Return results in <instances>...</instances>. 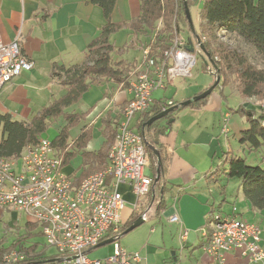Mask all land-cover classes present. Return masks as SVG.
<instances>
[{
  "label": "trees",
  "instance_id": "16d2710c",
  "mask_svg": "<svg viewBox=\"0 0 264 264\" xmlns=\"http://www.w3.org/2000/svg\"><path fill=\"white\" fill-rule=\"evenodd\" d=\"M118 2L119 0H91L93 5L102 10L106 21L99 37L89 45L83 63L70 67L57 64L53 66L52 78L66 89L64 96L54 99L29 120L18 121L9 114L0 115V158L9 160L19 158L27 146L38 144L50 124L63 119L65 126L61 127L58 136L52 141V145L58 151V155L63 161V167L69 165L74 160L77 151L86 148L87 143L92 138L93 129L84 126L81 135L72 144L70 140L71 130L85 122L90 113H69L67 109L79 103L92 86H99L103 82L113 83L126 89L131 81L129 73L136 66V63L131 66L132 63L121 60V56L124 55L127 48L117 49L111 42V38L124 29L131 31L136 36L150 33L151 41L147 45L149 52L144 59L145 62L149 59L163 60L164 54L171 48L176 36L182 34L185 29L193 33L185 13V3H188L192 15V9L197 6L199 1L139 0V16L129 22L116 23L112 19ZM198 19L199 27L196 28L194 24V35H191V38L186 39V41L188 46H191L197 43V37L201 40L209 55L205 62L207 72H210L215 79L217 76L221 77V82L213 93L220 90L224 96L223 90L232 85L244 103L251 100H254L258 105L263 103L264 0H209L199 7ZM220 29L227 32L226 37L229 42H219ZM116 55H120V57L115 58ZM210 60L213 61L214 65H211ZM208 100L209 97L188 107H179L168 117L147 126L144 134L143 127L151 118L179 103L166 98L159 101L152 100L149 109L140 113L136 118L135 131L157 150L162 160L160 179L155 184L158 157L155 151L146 146L151 161L149 169L152 174L153 186L155 184L154 191L157 203L154 205V216L156 217H160L167 208L165 184L167 165L171 160L167 146L163 144L161 139L171 133L172 125L181 111L186 108L200 107L206 104ZM228 109L232 114L245 119L248 124V128L241 132L240 142L247 145L251 153L264 151V110L254 107L247 108L244 105L236 109L231 107ZM120 120L121 115L112 118L110 114L107 119L103 120L105 127H103L102 133L106 138V143L96 153L83 152L81 164L83 171L80 178L75 182L76 185H79L91 174L103 171L107 167L110 145L114 143ZM222 164L224 165L223 169L218 167L207 178H218L225 175L227 178L239 179L241 181L240 188L249 201L252 210L263 211L264 168L249 165L245 158L234 154L232 151L224 153ZM149 195H151L152 201L153 189ZM150 213H148L146 220L152 218L153 214ZM212 213H209L207 222ZM143 215L144 212L134 213L129 223L121 225L119 232L114 237L118 239L128 227ZM27 227L34 230L38 228V225L28 223ZM38 236L43 237L41 232ZM109 238L111 236L107 239ZM5 242L4 240L0 241V259L6 253L14 250L26 255V261L21 264H33L57 256L49 257L46 246L38 241L26 246L24 245L26 240L19 238L9 248H5Z\"/></svg>",
  "mask_w": 264,
  "mask_h": 264
},
{
  "label": "built area",
  "instance_id": "2783aa9c",
  "mask_svg": "<svg viewBox=\"0 0 264 264\" xmlns=\"http://www.w3.org/2000/svg\"><path fill=\"white\" fill-rule=\"evenodd\" d=\"M197 1L203 4L209 0ZM222 31L225 30L220 29L219 37ZM191 46L194 52H201L198 43ZM188 47L181 35L176 36L163 60L145 61L144 69L130 81L131 98L123 110L109 151V164L103 171L76 185L65 173L52 141L44 136L38 144L27 146L19 158H0V212H21L28 223L40 227L46 248H56L55 258H62L47 264H103L87 254L119 232L126 206L122 186H127L135 196L134 209L138 208L139 199L150 194L153 179L147 170L151 161L145 138L135 131L134 123L140 113L149 109L154 91L166 89L178 77L191 76L197 58ZM148 52L147 49L145 57ZM33 67L34 63L22 55L17 40L5 44L0 39V89ZM149 211L143 215L145 220ZM169 221L181 223L177 213ZM204 235L208 238L205 251L211 264H232L228 261L229 253H234L242 264H264V236L257 224L219 212L211 215ZM187 236L184 233L182 239L187 240ZM26 258L24 253L14 250L6 253L0 264H21ZM142 260L140 253H127L115 242V254L107 263L140 264Z\"/></svg>",
  "mask_w": 264,
  "mask_h": 264
},
{
  "label": "crops",
  "instance_id": "0c3cea01",
  "mask_svg": "<svg viewBox=\"0 0 264 264\" xmlns=\"http://www.w3.org/2000/svg\"><path fill=\"white\" fill-rule=\"evenodd\" d=\"M139 14V0H119L112 20L116 23L129 22L137 18ZM105 23L106 21L102 10L98 6L93 5L91 0H0V39L5 44L17 40L22 55L34 63V67L30 71H23L19 76L15 77L11 82L0 89V115L9 114L13 119L18 121L29 120L40 110L49 105L54 99L64 96L66 94V89L63 88L57 80L52 78L53 66L57 64L70 67L83 63L89 45L99 37ZM118 36L123 37L120 38ZM113 38H116V41L114 39L112 42ZM150 41V33L136 36L126 29L111 38V42L117 49L127 48L124 55L121 56V60L132 63L131 66L136 63L135 70L132 69L129 73L131 75V80L144 69L145 51H147V45ZM130 49L142 50L144 57L143 61L137 60V58H127V52ZM118 57H120V55L115 56V58ZM174 81H176V79ZM211 86L212 84L210 82H204L196 91L182 96L183 98H181L180 101H187ZM106 87H108V89L102 94H99L96 101L89 105L85 103L86 110L80 113L72 110L74 106L86 100L91 92L97 88L103 89ZM211 96L212 97L206 104L200 107L186 108L181 111L172 125L171 133L161 139L163 144L167 146L168 155H170L171 158L167 165L166 173L165 185L167 191L171 190L169 187L173 181L183 177L185 173H191L195 170L189 162L177 155L178 151L184 150V148L189 149L190 144L183 140L178 133H174L173 126L175 124L180 122L188 131L199 127V122L202 121L209 112L213 114L219 112L222 115L224 114L223 118L225 117L227 120L225 121L228 124V128L224 129L225 133L227 130L231 131L233 129L235 135L240 138L241 132L248 128L245 119L241 118L239 115L232 114L229 109H223L221 101L223 98L225 99L227 97H224L220 91L213 93ZM130 98L131 94L128 91V87L123 89L122 86L103 82L99 86H92L79 103L67 109L69 113H90L85 122H82L71 130L70 140L72 144L81 135L84 126L93 129L92 138L87 143L86 148L77 151L73 160H79L78 165H74L72 161L69 165L64 167L65 173H67L74 182L80 178L83 171L81 167L83 152L96 153L106 143V138L102 133L103 127H105L103 120L107 119L109 114L112 118H116L117 115H121L122 117L127 100ZM168 99L178 102L174 100L173 97ZM252 102H254V100L246 103L243 101L239 106L244 105L247 108H251ZM255 105L258 104L254 103V108ZM60 120L64 122L63 119L57 121L60 122ZM134 125H136V121ZM96 131L100 134V137H98V135L96 136ZM211 135L214 137L209 130L204 129L199 132L198 137L203 136L208 141V137ZM112 145H110V149ZM202 147L209 150L207 142L203 143ZM147 173L152 175L150 169L147 170ZM207 177L208 174H206L205 178ZM152 189V201L151 195L143 198V208H149L151 210V215L153 214L151 219L156 221L157 227L151 230L144 244L134 246L132 242L125 241V249H128L129 253H140L143 258L140 264H143L144 261H146V264L178 263L180 261L178 250L172 247L175 257L174 259L172 257L169 259L168 256H166L167 246L165 243V226L166 224L172 225L169 221V217L177 213L181 223L173 225H177L175 228L180 232L183 249H186L187 244L191 243V257H193L194 264H211L210 256L205 251L208 238L205 237L204 233L207 228V205L210 203L214 206L213 202H210V200L204 201L202 195L197 197L194 196V198L198 200L201 199V203L198 207L201 215L196 219L191 216L190 209L188 210V207L183 206L185 200V197H183L184 195L182 198L180 197L182 208H179V210L169 205L166 199L167 208L161 213L160 217H156L154 216V205H156L157 201L155 200L154 188ZM121 193L126 203L130 206L133 205L132 211L127 216L124 217L122 214L121 225H125L129 223L134 213H141V211L134 209L136 198L127 186H122ZM180 194L181 191L178 192V195ZM204 203L207 204L203 207L202 205H204ZM211 205L210 207H212ZM235 214L244 221L259 225L262 229V236H264V210L253 211L249 201L244 199L242 206H235ZM199 229L201 230V234ZM197 230L199 231L197 232ZM184 233L188 234L187 240L182 239ZM124 236H122V238ZM261 245L264 247V243ZM140 250L144 251L145 254L143 255ZM91 251L93 250H89L88 253ZM228 261L232 264H242L234 253L228 254Z\"/></svg>",
  "mask_w": 264,
  "mask_h": 264
},
{
  "label": "rangeland",
  "instance_id": "374dc122",
  "mask_svg": "<svg viewBox=\"0 0 264 264\" xmlns=\"http://www.w3.org/2000/svg\"><path fill=\"white\" fill-rule=\"evenodd\" d=\"M200 6L201 3L199 2L197 6L192 9L191 17L193 26L195 24L196 28L199 27L198 9ZM221 34L223 35L218 38L219 42H229L228 38L226 37L227 32L222 31ZM180 35L186 40L191 38V35L194 34L185 29V31ZM118 37L121 38L123 36ZM116 38H113L112 42L114 39L116 41ZM127 54V58L129 59L137 58V60L143 61L144 57L142 50L130 49ZM194 56L197 58V63L191 73V76L178 77L176 78V81L169 84L166 89L154 91L152 97L153 100L159 101L161 99L173 97L174 100L181 102L180 100L183 98L182 96L196 91L204 82H210L212 85H214L216 81L215 77L206 70L207 67L205 62L207 57L202 51L199 52L197 49L194 52ZM106 89H108V87L103 89L97 88L87 96L86 100L74 106L72 110L79 113L83 112L86 110V104L89 105L96 101L98 95L102 94L104 91H106ZM224 96L227 97L225 99L223 98L221 101L224 110L230 107L236 109L237 106L243 102L232 85L224 89ZM211 97L212 96H209V99ZM254 103L255 102H252L251 107L254 106ZM263 104L264 102L260 103V105H255V108L259 110L261 108L264 110ZM223 116L224 114L222 115L219 112H216L215 114L209 112L208 115L199 122V127L190 129L188 131L180 124V122L173 126L174 133H178L183 140L190 144L189 149L184 148V150L178 151L177 155L189 162L195 168V170H193L191 173H185L183 177L173 181L169 187L171 190L167 191L165 197L168 200L169 205L174 207V209L176 207L179 210V208H182L181 198L184 195L183 197H185V200L183 202V206L188 207V210L190 209L191 216L195 217L196 219H198V217L201 215L200 211L198 210L201 199L198 200L194 198V196L197 197L202 195L204 197V201L210 200V202H213V207H210V203L207 205L208 208L206 211L208 212V215L210 212H213L212 214L219 212L225 215L235 214V206H242L244 199H246L242 189L240 188L241 181L239 179L227 178L225 175H221L218 178H205L206 174L210 176L216 171L218 167L223 169L224 165L222 164V156H224V153L232 151L234 154L245 158L249 165L261 166L264 168V151L251 153L249 152L247 145H244L240 142L239 136L235 135V131L233 129L225 133L224 129L228 128V124L226 123L227 120L225 117L223 118ZM61 126H65V123L62 120H60V122L56 121L50 124L48 130L43 134L44 138L54 141L59 134ZM204 129L209 130L214 135V137L211 135L208 137V141L203 136L198 137L199 132ZM95 134L96 136L98 135V137H100V134L97 131ZM205 142H207L209 150H206L202 147V144ZM78 163L79 160L77 161V159L73 161L74 165H78ZM180 191L181 194L178 195V192ZM206 204L207 203H204L202 206L204 207ZM132 209L133 205L130 206L126 203L125 210L122 213L124 217L127 216L132 211ZM148 209L149 208H143V199H139L137 210L141 211V213L144 212L145 214ZM150 212L151 210L149 213ZM27 225V217L21 212H17L15 210L4 211L3 213L0 212V241H6L5 248H9L19 238L26 240L27 243H24L26 246L36 241L40 242L42 245H45L46 242L44 237L38 236L39 232H41L40 227L38 226L37 229L31 230L27 227ZM176 226L177 225L173 224H166L165 226V243L167 246L166 256H168L169 259L171 257L174 259L175 256L173 255L174 253L172 251L173 247V249L178 250L177 252L180 258V261L174 264H194L195 262L193 257H191L192 244H187L186 249H183L180 239V232L175 228ZM155 227H157L156 221L154 219L147 218L143 225L125 235L123 238L121 237L116 241V243H118L122 249L129 253L128 249H125L124 247L125 241L132 242L134 246L144 244V242L149 237L148 235L150 234L151 230ZM199 230H197V232ZM47 250V255L49 257H52L53 255L56 256L58 253V250L54 247H49ZM140 251L143 255L145 254L144 251ZM114 254L115 243L93 250L87 255L91 259L103 261V264H109L107 263V259L113 257ZM143 264H146V261H144Z\"/></svg>",
  "mask_w": 264,
  "mask_h": 264
},
{
  "label": "water",
  "instance_id": "95a60500",
  "mask_svg": "<svg viewBox=\"0 0 264 264\" xmlns=\"http://www.w3.org/2000/svg\"><path fill=\"white\" fill-rule=\"evenodd\" d=\"M194 2H196L197 0H192ZM185 13H186V16L188 18V21L191 25V28H192V31L193 33L195 32L194 30V26H193V21H192V17H191V13H190V9H189V6H188V3L186 2L185 3ZM197 43L198 45L200 46L201 48V51L203 52V54L209 58V55L207 54V52L205 51L204 49V46L201 42V40L197 37ZM188 50L193 53L194 52V49H193V46H189L188 47ZM210 63L211 65H214L213 64V61L210 60ZM221 82V77L220 76H217L216 78V81L214 83V85H212L209 89H207L206 91H204L203 93H201L200 95H197L185 102H181L177 105H174L168 109H166L165 111H163L162 113L154 116L153 118H151L143 127V134H144V131L146 129L147 126H151L152 124H154L155 122L161 120V119H164L166 117L169 116L170 113L174 112L176 109H178L179 107H188L190 106L191 104L193 103H197V102H200L206 98H208L209 96H211V94L214 92V90L216 89V87L220 84ZM145 145L152 149L153 151H155L157 157H158V168H157V178H156V181H155V184L158 183L159 179H160V174H161V168H162V160H161V157H160V154L157 152V150L149 145V143L147 142V140L145 139ZM154 184V186H155ZM153 186V188H154ZM145 222V219L143 217L139 218L137 221H135L129 228H127L124 233L118 238L120 239L122 236L124 235H127L129 234L130 232L134 231L136 228L140 227L141 225H143ZM117 238H109V239H106L104 241H102L101 243H99L98 245H96L93 249L91 250H95V249H98V248H101V247H104V246H107V245H110V244H113L115 243L117 240ZM62 260V258H55V259H49V260H45V261H42V262H36V263H33V264H47V263H52V262H60ZM176 261V259H175Z\"/></svg>",
  "mask_w": 264,
  "mask_h": 264
}]
</instances>
